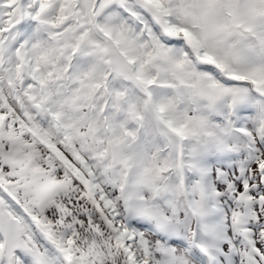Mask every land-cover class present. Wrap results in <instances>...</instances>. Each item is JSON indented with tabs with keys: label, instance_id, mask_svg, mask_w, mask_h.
<instances>
[{
	"label": "snow or ice",
	"instance_id": "1",
	"mask_svg": "<svg viewBox=\"0 0 264 264\" xmlns=\"http://www.w3.org/2000/svg\"><path fill=\"white\" fill-rule=\"evenodd\" d=\"M0 264H264V0H0Z\"/></svg>",
	"mask_w": 264,
	"mask_h": 264
}]
</instances>
